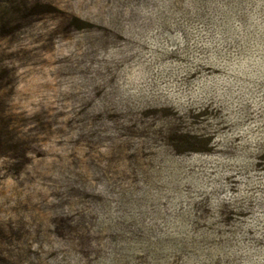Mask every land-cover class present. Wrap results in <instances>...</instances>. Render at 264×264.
Returning <instances> with one entry per match:
<instances>
[{
	"label": "rangeland",
	"instance_id": "1",
	"mask_svg": "<svg viewBox=\"0 0 264 264\" xmlns=\"http://www.w3.org/2000/svg\"><path fill=\"white\" fill-rule=\"evenodd\" d=\"M0 264H264V0H0Z\"/></svg>",
	"mask_w": 264,
	"mask_h": 264
}]
</instances>
